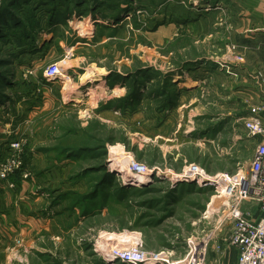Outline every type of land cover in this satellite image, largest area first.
Listing matches in <instances>:
<instances>
[{"label": "rangeland", "instance_id": "rangeland-1", "mask_svg": "<svg viewBox=\"0 0 264 264\" xmlns=\"http://www.w3.org/2000/svg\"><path fill=\"white\" fill-rule=\"evenodd\" d=\"M255 26L264 0H0V264H214L256 206Z\"/></svg>", "mask_w": 264, "mask_h": 264}, {"label": "built area", "instance_id": "built-area-1", "mask_svg": "<svg viewBox=\"0 0 264 264\" xmlns=\"http://www.w3.org/2000/svg\"><path fill=\"white\" fill-rule=\"evenodd\" d=\"M245 126L251 136L259 137L260 140L250 162L251 174L243 178L246 183L243 198L254 201L262 215L254 221L243 213H237L233 218L235 225L232 228L229 242L238 250L237 264H264V124L259 117H255L247 119ZM132 169L145 170L136 162ZM197 170L198 167L195 166L192 170L193 176L199 174ZM120 256L119 259L122 262L131 264H142L145 258H148L144 253L137 251ZM151 257L153 256L149 258Z\"/></svg>", "mask_w": 264, "mask_h": 264}, {"label": "crops", "instance_id": "crops-1", "mask_svg": "<svg viewBox=\"0 0 264 264\" xmlns=\"http://www.w3.org/2000/svg\"><path fill=\"white\" fill-rule=\"evenodd\" d=\"M255 32V34H259V33H263L264 32V26H255L249 29V31H253ZM262 46H264V41H258L256 43L255 47H259L262 48ZM263 76V73L262 75ZM264 79V78H263ZM261 120L264 124V113L261 117ZM260 140V139H259ZM249 215L251 216V218H255L258 219L262 213L259 211L257 205L255 206V208H253L252 210H249ZM216 245L218 250L215 251L212 247V251H213V255L214 253L216 254V257L213 258V261L215 262L214 264H237V259H238V250L237 248H235L234 246L230 245V244H224L223 240L221 238H216Z\"/></svg>", "mask_w": 264, "mask_h": 264}, {"label": "bare ground", "instance_id": "bare-ground-1", "mask_svg": "<svg viewBox=\"0 0 264 264\" xmlns=\"http://www.w3.org/2000/svg\"><path fill=\"white\" fill-rule=\"evenodd\" d=\"M59 76L61 77V78H63V79H66V80H69V81H71L70 80V77H68V76H66V74L65 73H62V72H59ZM95 87H101L100 85H96ZM102 88V87H101ZM100 88V89H101ZM93 89H94V87H93ZM98 89V88H97ZM99 91H101V90H99ZM117 158V161H116V164H115V166H116V168H113V171H121V167H122V164L124 163V160H123V158H118V157H116ZM134 164V163H133ZM135 172H138V171H136V170H134ZM139 171H144V170H139ZM122 172V171H121ZM124 172V171H123ZM125 173V172H124ZM135 179L138 181V182H140V183H143V182H146L148 179H149V175L148 174H146L145 172H142V173H139V175H137V177H135ZM155 259H157V258H155ZM145 261V260H144Z\"/></svg>", "mask_w": 264, "mask_h": 264}]
</instances>
